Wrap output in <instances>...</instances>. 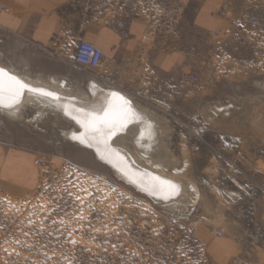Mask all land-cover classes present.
<instances>
[{
    "label": "rangeland",
    "instance_id": "1",
    "mask_svg": "<svg viewBox=\"0 0 264 264\" xmlns=\"http://www.w3.org/2000/svg\"><path fill=\"white\" fill-rule=\"evenodd\" d=\"M124 2L159 12L166 0ZM242 3L235 44L219 45L212 33L204 59L192 48L191 72L173 73L149 96L127 93L167 119L164 145L178 162L165 168L194 186L184 201H161L118 176L93 148L63 134L81 128L59 113H0V147L8 159L20 155L33 177L16 190L0 180V264H221L213 245L226 239L254 249L250 264L264 259V0H234ZM19 61L51 64L0 29V63ZM82 86L92 99L89 83Z\"/></svg>",
    "mask_w": 264,
    "mask_h": 264
},
{
    "label": "crops",
    "instance_id": "2",
    "mask_svg": "<svg viewBox=\"0 0 264 264\" xmlns=\"http://www.w3.org/2000/svg\"><path fill=\"white\" fill-rule=\"evenodd\" d=\"M143 6L126 7L124 0H0V29L28 49H36L44 63H51L28 67L45 79L51 75L83 91V83L94 84L103 95L149 96L161 88L160 83H170L166 77L191 72L192 48L198 59H204L208 35L218 32L219 45L235 44L233 33L246 19L244 3L234 4V0H166L159 12L156 5ZM81 41L93 43L106 54L100 67L86 70L75 64ZM10 156L0 149L3 186L16 190V185H33V177L24 173L28 163L20 155ZM221 244L213 245L221 264L240 255L242 264L254 260V249L249 251L239 239ZM263 262L261 258L256 264Z\"/></svg>",
    "mask_w": 264,
    "mask_h": 264
},
{
    "label": "bare ground",
    "instance_id": "3",
    "mask_svg": "<svg viewBox=\"0 0 264 264\" xmlns=\"http://www.w3.org/2000/svg\"><path fill=\"white\" fill-rule=\"evenodd\" d=\"M0 67H5L10 72L35 87H42L48 91L54 92L60 98L59 100H53L26 92L21 98L19 105L15 108H0V113L9 117L19 119L25 114L27 108L31 107L36 109V114L44 110H52L74 121L75 125L80 127V125L72 119V116L77 115L80 109L86 110V107H88V110H91L93 107H98L100 103L106 99L97 85L92 84L93 86H89L91 92L94 94L91 99L85 92L78 91L70 86L68 87L66 81H58L51 75L45 79L41 75L32 73L28 65L22 61L12 66L0 63ZM120 94L131 101L132 107L140 114L141 119L130 123L125 131L112 138L111 145L114 149L119 151V159H113L112 162L101 159L96 148L93 146L91 148L94 149L95 156L109 163L118 176L125 178L127 182L134 183L141 188H144V185L140 183V180L145 173L173 181L179 185L180 195L167 200L162 199L160 196H152L164 202L184 201L191 189H194V186L182 182V180L176 178L177 176L174 177L170 175L165 168L169 164L178 162V157L176 159V155H172L170 150L164 145L167 139L165 134L168 132L167 119L159 116L152 110L150 111L146 106L134 100L132 96L126 93ZM217 110L220 111L219 107ZM206 116L208 117L207 119H211V115L207 114ZM82 131L83 129L79 131L75 128L62 130L63 134L70 138H72L73 134L79 135ZM145 159L152 161L154 165H146ZM176 165L175 167H177ZM121 169H123V171Z\"/></svg>",
    "mask_w": 264,
    "mask_h": 264
},
{
    "label": "snow or ice",
    "instance_id": "4",
    "mask_svg": "<svg viewBox=\"0 0 264 264\" xmlns=\"http://www.w3.org/2000/svg\"><path fill=\"white\" fill-rule=\"evenodd\" d=\"M26 92L53 100L60 99L54 92L35 87L5 67H0V108H15ZM72 119L83 129L79 135L73 134L72 139L89 147L94 146L101 159L112 162L120 156L119 151L111 145L112 138L123 132L130 123L139 121L141 116L130 100L118 92H110L98 107L80 109ZM140 183L144 185L142 190L165 200L180 195L179 185L159 176L145 173Z\"/></svg>",
    "mask_w": 264,
    "mask_h": 264
},
{
    "label": "built area",
    "instance_id": "5",
    "mask_svg": "<svg viewBox=\"0 0 264 264\" xmlns=\"http://www.w3.org/2000/svg\"><path fill=\"white\" fill-rule=\"evenodd\" d=\"M58 38V37H57ZM106 54L99 47L93 43L87 41H81L78 43L75 52V64L88 70L95 69L102 65ZM36 163L45 166L46 161L40 157H36ZM217 234L221 235L222 232L219 231Z\"/></svg>",
    "mask_w": 264,
    "mask_h": 264
}]
</instances>
